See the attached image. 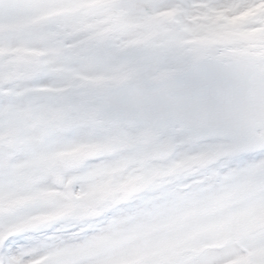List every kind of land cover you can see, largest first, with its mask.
<instances>
[{
  "label": "snow or ice",
  "instance_id": "snow-or-ice-1",
  "mask_svg": "<svg viewBox=\"0 0 264 264\" xmlns=\"http://www.w3.org/2000/svg\"><path fill=\"white\" fill-rule=\"evenodd\" d=\"M0 264H264V0H0Z\"/></svg>",
  "mask_w": 264,
  "mask_h": 264
},
{
  "label": "rangeland",
  "instance_id": "rangeland-1",
  "mask_svg": "<svg viewBox=\"0 0 264 264\" xmlns=\"http://www.w3.org/2000/svg\"><path fill=\"white\" fill-rule=\"evenodd\" d=\"M252 157L250 155H246L244 157L239 158L238 160H235L233 163V166H235L236 163L243 162L245 160H250Z\"/></svg>",
  "mask_w": 264,
  "mask_h": 264
}]
</instances>
